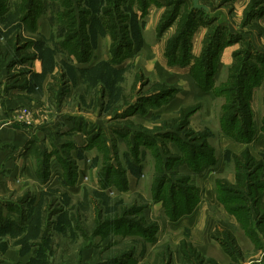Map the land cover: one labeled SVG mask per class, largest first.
<instances>
[{"label":"rangeland","instance_id":"obj_1","mask_svg":"<svg viewBox=\"0 0 264 264\" xmlns=\"http://www.w3.org/2000/svg\"><path fill=\"white\" fill-rule=\"evenodd\" d=\"M13 1L19 2L20 0ZM73 1L80 3V0ZM73 1L72 3H74ZM249 1L250 0L245 4V7ZM210 2L214 6H221L224 15L229 17L233 25L238 28L241 27V22L245 20V7L241 10L240 8L242 5L232 0H211ZM57 4H60V7L57 6L58 9H55L54 6L51 8L58 13L63 10L65 12L67 8L70 7V2L66 4V8L62 4V0H58ZM6 5H9V0H6ZM39 8H43L42 10H44L46 8V3H40ZM240 11L241 16L239 15ZM259 19L260 17L257 19H250L248 17L246 20L247 31L245 35L247 38L253 40L256 46L262 48L264 46V33L260 35L257 30L254 29L257 24L264 30V19L258 23ZM17 30L20 32L19 37L14 36ZM21 31L25 30H23L20 20L19 22L12 20L6 25L0 22V62L1 60L5 62L0 64V69L2 66L0 76L4 80L3 86H5L9 80H13L12 76H14L15 73L12 74V69L15 71L16 68H20L25 71L29 66L27 63H30V59H25V61H18L9 66L6 65V62H9V56H11V54L16 55L17 53L19 56H28V54H35L32 52H36L37 58H39L43 64V72L45 73H43V77H39L38 83L43 81L47 73H51V66L45 61L52 58L53 64L59 66L60 69L50 76H52L53 82H58V84L62 86V95L60 99H56L57 101H55V99H44V101L40 100V103L37 102L34 105L23 104L16 106L14 107L15 110H11L7 115L8 118L0 122L18 123L17 125L27 127L37 132V136L41 141H43V138L48 139L42 142V152L39 151L35 143L30 141L32 149H29V157H31L33 161L35 160L36 163L39 162V167L36 168L39 177L41 176V178H43V176L45 177L48 173L50 174L51 171L52 180H55L58 174L57 162L61 167L66 165L69 171L80 169L82 166L88 164L90 167H97L98 188L91 185L89 179L87 181L83 179L82 182L77 181L78 183L66 182L67 184H52V186L40 190L39 202L37 200L38 204L31 210L34 212L33 220L28 230L19 235H0V264H30V261L27 260L34 255H37L36 260L39 259L38 262L35 260V262H37L36 264H95L96 262L99 264H128V257H130V255L131 257H133V255L137 257L145 255V258H142L141 264H151V260H153V264H175L179 259L182 260L183 264H189L179 246V240L181 238H184L201 256H203L204 259L201 264H210L208 262L209 259L214 260L216 264H233L234 258L232 259L230 256V260L227 259L217 242L210 247L206 246L205 241L209 239V235L212 232H217L218 227L221 228L220 230H224L223 227H225L234 233V237L240 249V254L237 255L240 257V261L244 260V264H251L250 261L255 260L256 264H264V242L262 241V249L250 243L243 233H241L242 230L229 221V217L226 216L223 208L220 204H217L215 199L210 200L209 197L204 195V199L202 198L201 201L202 204L199 205V208H201L200 220L194 225L191 232H183L182 229L176 230L172 227L169 228L168 225L165 224L166 216L164 212L162 214L161 209H157L156 211L153 209V189L150 190V188L154 179L157 178L158 170L153 167L151 171H148L149 168L143 171V166L141 167L140 164L138 166V163H140L139 160L137 165L135 164V160L131 157V150L130 148L128 149L129 143L126 136V133L131 127L134 128V132L137 135L143 136L145 134L144 138L160 142V147L151 145L144 150L145 154H148L153 162L155 161L154 151L156 148H161L162 154L164 152L167 162L165 166H161V169L169 174V176L166 177L165 185L168 195L171 193L170 190L173 189H185L189 192L191 186L195 187L194 179H196L195 176L197 175H194L192 171L189 173L187 170H181V165L177 168H173L172 166V156L181 155L183 153L175 141L180 140V135L176 129L177 126L169 125L170 121L177 117L178 114L176 112L172 113V115H169L167 118L161 119L135 117L134 115L139 113H134L133 115V113H129V111L118 113V111L123 110L124 107L130 104L133 99H135V104L142 102L145 92L150 88H155V82L147 77L149 75H146L148 72L144 71L142 67L139 68L137 66L139 63L137 65L132 64L127 71L122 72L119 76H116L117 74L106 66L99 64L98 67L94 68L87 76L82 77L89 85V88L98 86L99 89H95L94 91H100V93H102L100 102H97L96 108L95 106L93 108L102 118H97L96 113L94 115L91 112H84L88 115L92 114L93 117L95 116L93 119L100 121L105 127H96L92 124L88 129L83 130L85 131L84 133H86L85 138L88 142L91 140L90 138H94L96 134H99L98 138L92 143L86 142V145L79 149L82 142L77 139L75 135L68 136V133H65V131H59L57 133L51 131L55 134L49 136H47L46 133L43 134V132H41L43 126L53 125V127H56L57 122L64 120L63 117L68 116V118H70L72 115L69 113L75 112L76 103H71L68 98L64 99V96L69 78L76 79L77 76L74 75H78V73L75 70H71L72 73L68 70L69 64L65 56L58 55L50 46V48L48 47V51H52V55L48 53L47 47L44 50L34 47L29 41V37L32 36L27 34L26 31L24 32V36ZM198 36L199 34H197L196 38H198ZM27 37L29 39H27ZM9 39H13L11 46H9L10 50L8 52H3ZM42 41L48 45L47 41ZM14 47L17 49L15 52ZM45 51L46 53H44ZM243 55L244 53H242L239 59H243ZM24 62L25 64H23ZM18 64L23 67H17ZM228 73L227 70L225 79L222 83L228 80ZM51 81L49 80V82ZM165 86L167 89H172V91L167 92L168 95L172 94L176 89L175 85L166 84ZM158 95L159 94L154 96ZM219 97L223 98V102L218 108L220 113L221 106L226 102L224 101V97ZM248 104L253 116L257 109V105L253 102L252 98H250ZM262 104L264 108V100H262ZM86 105H82L84 106L83 110L85 111L88 109L91 111L89 109L91 104ZM194 105L197 106V109L189 116L188 127L197 133L206 132L209 145L211 142L215 147L211 146L214 149L215 158H217V154L219 160L221 151L224 148H231L233 152H236L227 154L226 157L229 158V162L228 165L223 168V171H219V164L217 165L216 161L213 164L214 166L211 165L212 167H208L209 169L204 172V175L196 180L199 187L202 188L203 191H205L206 186H211V189H214L213 178L218 174H220V177H224L229 183H234L235 165L231 155L239 154L243 147H245L244 144H247L246 147L250 154L263 164L260 171L256 169V175L258 174L259 178L264 180V151L261 148V145L264 143L261 141V138L259 136H254L251 141L246 143L235 141L238 144H229L225 141V143L221 144L222 140H220V137L216 134V129L214 127L213 112L210 113L201 101L195 103L191 102L185 106ZM59 111L61 112L59 113ZM59 117L62 118L60 119ZM116 124H121L123 126V134H115L111 131L109 127ZM165 127H167V130H163ZM176 134L178 139L174 137ZM78 136L82 135L80 134ZM171 136H173L174 139H171ZM181 137L183 138V136ZM83 139L84 138H82V141ZM53 140L57 141V143L48 147L50 141L52 142ZM171 143H174L177 148L172 146ZM249 143L251 144L248 145ZM46 148H48V152ZM87 150L96 152L94 156L90 157L91 161L86 160L84 157L83 152ZM165 150H167V154ZM143 161L146 164L149 159L147 160L144 155ZM81 164L82 166H80ZM167 164H169L170 168H167ZM110 169H112L110 179L114 178V180L108 182V184L115 183V180L122 183L126 171L130 170V173L135 176V183L132 182V191L127 194V190H125L126 193L119 195L113 192L111 185L103 187V185L100 184L101 181L103 182V180H105L103 174L105 172L108 173ZM171 170L174 172L172 173ZM149 175H151V179ZM76 176L78 177L77 171ZM81 179L82 178H80V180ZM147 179L148 181L150 180L149 187ZM20 184L23 186L24 183ZM25 184H27L28 187L20 191L19 194H10V196H14H9L8 199L14 200V202H24L23 205L26 206L25 202L28 198H32L35 187L31 181ZM74 184H76L75 188ZM183 197L187 199L185 194H183ZM29 202L31 203L32 199L29 200ZM28 206L31 207L29 203ZM121 219L126 223H123V225L118 224L117 221ZM69 220L72 222V225ZM122 221L119 222L122 223ZM112 224L114 225L112 226ZM130 225H134L141 230L143 226L150 228L151 226L158 227V225H161L163 229L158 233V242L151 245L149 244L150 241L142 236L141 231L135 228L131 230L129 227ZM259 227L260 228L257 230H254L264 238V222ZM33 244L36 246L31 247ZM16 246H19L18 255L30 252L24 260L14 255L13 248H16ZM27 253H25V255ZM131 261H133V258H131ZM190 264H192V262Z\"/></svg>","mask_w":264,"mask_h":264},{"label":"crops","instance_id":"obj_2","mask_svg":"<svg viewBox=\"0 0 264 264\" xmlns=\"http://www.w3.org/2000/svg\"><path fill=\"white\" fill-rule=\"evenodd\" d=\"M55 1V2H54ZM58 1V0H57ZM56 0H37V12L34 14V22H30L29 27L31 29H27V27L24 25L23 30L26 31L27 34L31 35L32 37H27L32 42V45L34 46L35 43L38 41L45 40L48 42V47L51 48L56 47L58 55H63L68 60L69 68L68 70H75L78 75L76 79L69 78L67 84H66V91H65V98H68L71 103H76L75 112H70L72 116L68 118V116L63 117L64 120L57 122V126H43V129L41 132L46 133L47 136L51 134H55L54 132H61L65 131V133H68V136L75 135L77 139H79L81 142V146L79 149L84 147L86 145V142L88 143V140L86 141V133L83 131L84 129H88V127L92 124H94L96 127H104V125L97 120H94L93 115H88L84 112H91L95 115L97 118H102L101 115H98L96 110H94V106L96 108L97 102H100V99L102 98V93L100 91H94L95 89H99L98 86L95 88H89V85L86 81L82 79V77L87 76L91 71L94 70V68L98 67L99 64L106 66L108 69H110L112 72L117 74L116 76H119L122 72L127 71L132 64L137 65L139 68L142 67L144 71H147L148 73L146 75L150 80L155 82L154 84H170L175 85V90L170 95H165L159 93V90L156 89V85L154 89H148L145 94L142 102H136L133 99L130 104H128L126 107L123 108V110L118 111L124 112L129 111L137 115H134L135 117H147L149 119H156V118H167L169 115H172V113L176 112L178 114V111L181 107L193 102L201 101L205 108L212 113L213 112V118H214V127L216 129V134L220 137V140H222V143H225V141L229 144H238L234 140H232L229 137H226L220 128L219 123V107L220 104L223 102V98L216 97L213 94L212 90L209 91H202L193 81L191 76L189 75V65L187 66H180V65H169L167 62V58L164 55L166 42L168 38H170L176 31L177 28V22L180 18L179 16L173 21L172 24H170L166 29H164L160 34L157 33V27L159 25V22L162 18V14L166 10V3L168 1L172 0H113V3L116 8V14H112L110 16V13L102 14L101 8L103 6H110L112 0H97V11L95 13L94 19L90 21H86L88 18L85 15H81L78 7L80 8H89V3L91 0H80V3H76L75 1L71 0L72 8L75 10L71 14H60L57 11H53L51 7L54 6L55 9H58L60 7V4H57ZM72 1L74 3H72ZM211 1V0H210ZM209 0H199V3L204 4L208 7L207 12L211 13H217L218 19H215L214 21L216 23L219 18H222L221 24L224 25L225 31H228L227 33H235L239 36H241V39L235 40L231 43L225 44V46L222 48V50L219 53L218 59H217V66L215 73L213 75V84L215 86H218L222 81H224L226 73L228 68L233 62V52L238 50L241 47V42L248 41L252 44V46L264 53V46L258 47L253 42V40L246 37L245 32L247 31L245 27H235L232 23V21L229 19V17H226L222 11L221 6H214ZM234 2H238L241 4V10L243 7H245V4L248 0H233ZM16 2L13 0H9L8 11L6 13V16L9 14V12H12L14 9V5ZM40 3L45 4L46 8L42 10L43 8H39ZM144 7H142V4H144ZM80 4V5H79ZM185 4L188 9L192 7V0H185ZM71 8V7H70ZM119 14L120 18H118ZM239 15L241 16V11L239 12ZM238 15L239 19L240 16ZM112 19L113 24L115 25L113 28V32L116 33V37L119 38L121 36V29L119 26H124L125 29L124 32H127V36L130 40H132L131 49L133 50V55H127L121 59L120 61L113 62L110 61L112 58L111 54V37H112V31L107 29L105 23L106 21H109L110 18ZM264 19V14L260 17L258 23ZM19 22V19L15 20ZM86 21L84 27H81L80 24L82 22ZM1 22V21H0ZM2 23V22H1ZM25 31H21V33L24 35ZM207 32V26L203 24H199L197 28L193 31L191 35V47H190V53L192 57H198L202 50L203 45V38ZM197 34H199L198 38H196ZM84 38H87V44H88V51H89V58L85 59V61H78L75 58V54H68L66 46L75 47V43L78 41H82ZM25 36V35H24ZM69 38V39H68ZM196 38V39H195ZM66 39V40H65ZM41 40V41H42ZM65 40V41H64ZM28 41V40H27ZM86 42V41H85ZM22 43V42H21ZM44 43V42H43ZM65 44L66 46H62V44ZM45 44V43H44ZM46 45V44H45ZM82 46V45H81ZM81 46H77V50L80 49ZM35 47V46H34ZM137 47V48H135ZM17 50V49H16ZM35 53L36 52H32ZM124 53H126L124 51ZM9 59H13L9 56ZM8 59V60H9ZM7 60V61H8ZM30 63L28 68H26V78L28 81L27 87L23 88L20 87V83L16 81L10 82V86L6 91L3 90V78L0 76V121L6 120L8 117L7 115L10 113L11 110H15L14 107L19 105H34L37 102L40 103V100H50V99H60L61 97V89L62 86L58 84V82H53L51 74H55L57 71H59V66H56L52 64L51 66V73H47L46 77L43 79L42 82L38 83L39 77L44 76L43 72V64L40 61L39 58L35 55L32 57V59L29 60ZM194 62L193 59H191L190 64ZM1 63H5L1 60ZM25 64V62L23 63ZM22 64V65H23ZM6 65H8V62H6ZM16 66V65H15ZM21 66L20 64L17 65V67ZM23 67V66H21ZM2 69V66H1ZM0 69V70H1ZM21 72H23L22 69L16 68L15 71L12 69V74L15 73L14 76L16 78L21 77ZM44 73V74H43ZM72 73V72H71ZM79 76V77H78ZM6 80V78H5ZM49 80L51 82H49ZM92 89V90H91ZM161 90V89H160ZM251 98L253 102L257 105V109L255 111V114L253 115V120L255 124V137L259 136L261 138V141L264 143V133L261 129L262 127V119L264 116V108L262 104L263 100V89L262 86L254 87L252 90ZM158 96H154L157 95ZM253 96V97H252ZM252 102V101H251ZM145 103V104H144ZM91 104V107L89 109L83 110L82 105ZM99 104V103H98ZM216 105V106H215ZM218 105V107H217ZM82 106V107H81ZM87 106V105H86ZM262 107V108H261ZM62 111V110H61ZM59 111V113L61 112ZM6 113V114H5ZM60 119L62 117H59ZM113 122V121H112ZM9 123V124H7ZM0 122V235L5 234H15L19 235L23 233V231H17L14 229L15 225V219H17L20 215V212L23 211L25 214H27V219L24 222V228L28 230L30 227V223H32L33 220V213L31 210L37 205L40 198V190H42L45 187H49L53 185H59L62 184L63 181V169L57 162L58 167V174L56 175L55 180H52L51 177V171L50 174L43 176L44 179L39 177L37 175V169L39 167V162L33 161L31 157H29V149H32V143H35L36 146L39 148V151H43L42 147L43 141H46L48 139L43 138L41 141L40 138L37 136L38 133L30 130L27 127H22L21 125H17L18 123H12V122ZM80 125V127H79ZM78 126V127H77ZM53 127V128H52ZM111 131L115 134H123V126L120 124L111 125L109 127ZM75 129V130H74ZM109 129V130H110ZM83 132V133H82ZM45 134V135H46ZM82 136H78V135ZM44 135V136H45ZM128 143L129 145L133 144L134 141V128H130V130L126 133ZM82 138L83 141H82ZM57 143V141H50L48 144V147H51L52 144ZM241 144V143H240ZM249 143L248 145H250ZM157 147H160V142L157 140L155 141V144ZM172 146H177L174 143H171ZM210 145L213 146L210 142ZM247 148L246 145L244 144ZM149 146H140L139 147V161L140 166H143V171L147 168L148 171H151L152 168H155V165L157 163V156L160 157L164 163L165 161V154L161 148H156L154 151V158L155 161L153 162L152 158L149 157L148 154H145V148L150 147ZM214 147V146H213ZM222 147V146H221ZM229 147V146H225ZM215 148V147H214ZM262 150L264 151V144L261 145ZM47 152H48V148ZM242 149V150H243ZM241 150V151H242ZM236 153L233 152L230 148H224L221 151L220 158L218 160V155L216 154V163L219 164V171H223V168H225L226 165H228L229 158H227L228 153ZM84 157L86 160H90V157L94 156L96 152L92 150H87L83 152ZM144 155L149 159V161L145 164L143 159ZM89 163V162H88ZM143 163V164H142ZM87 165V166H86ZM82 166V168L77 169L78 177L76 176L75 183L82 182V180H88L91 185H94L95 188H98V175H97V167H90L88 164ZM214 166V165H213ZM212 167V166H211ZM209 168L203 171V173L200 176H195L196 179H194L195 187V206L193 207L192 211L190 213H187L183 216H181L179 219L172 221L170 220L164 211V207L162 205L161 201H154L153 202V209L156 211L157 209H161L162 214L164 212L166 216V225H168L169 228L173 229H182L183 232H191L192 228L195 224L198 223L200 220V209L199 205L202 204V198L204 199V195L206 197H209L210 200H214L217 202V204H220L223 208L225 214L227 217H229V221L233 223L234 226H238L242 230L241 233L248 239V241L252 244L253 241L249 239V237L245 234L244 229L240 226V224L237 222L234 215L229 214L224 206L217 200L216 194L214 189H211V186H206L205 191H203L202 188L199 187V185L196 183V180L199 179L204 175V172L207 171ZM181 170H187L190 173V169L186 165H181ZM84 171V172H82ZM217 175V174H216ZM220 174L217 176H214L213 178V185L214 180L216 178H224L220 177ZM150 179H151V175ZM234 177V175H233ZM80 178H82L80 180ZM126 179V192L127 194L132 191L133 189V183H135V176L130 173V170L126 171V174L124 176ZM193 178V177H192ZM31 181L34 184L35 192L32 196V198H28L25 202L26 206L23 205L24 202H14V200L8 199L10 194L15 193L19 194L20 191H22L24 188L28 187L27 184H25L27 181ZM77 182V183H78ZM149 182L148 187L150 186V180L147 179V184ZM20 183H24L23 186ZM152 185V184H151ZM78 186V185H77ZM76 187V184H74V188ZM152 187V186H151ZM111 189L115 194L123 195L125 190H119L114 186H111ZM151 190V188H150ZM16 191V192H14ZM14 196V195H12ZM10 196V197H12ZM32 199V202L30 203L29 200ZM38 200V202H37ZM28 203L31 205L28 206ZM152 205V204H151ZM30 207V208H29ZM152 208V207H151ZM219 228V227H218ZM14 231H9V230ZM163 229V227L158 225L157 232L155 234V239L153 241L150 240L149 244L154 245L158 242V233ZM25 230V231H26ZM65 230V229H64ZM11 232V233H10ZM213 233V232H212ZM210 234L209 239L205 241L206 246H212L216 242L220 245L219 241L213 237V234ZM234 235V233H232ZM235 236V235H234ZM187 242L184 238H181L179 240V246L181 241ZM260 240V246L259 249H262V241L264 242L263 237H259ZM188 243V242H187ZM259 243V241H258ZM36 246L33 244L31 247ZM39 246V245H37ZM221 247V245H220ZM222 252L225 254V257L230 260V256L223 250L221 247ZM19 246H16V248H13L14 255H17L20 259L24 260L26 256L30 252L18 255ZM181 256V254H180ZM37 255H34L32 257H29L27 261H30V264H35ZM131 258H133V261H131ZM142 258H145L144 256L137 257L134 256L128 257L129 261L128 264H141ZM183 258V257H182ZM34 259V260H33ZM26 262V261H25ZM256 262L255 260H251L250 263ZM23 263V262H22ZM101 263V262H100ZM151 264H153V260L150 261ZM249 263V262H248ZM99 264V263H95ZM110 264V263H109ZM175 264H183L182 260H178L175 262ZM240 264H244V260L240 261Z\"/></svg>","mask_w":264,"mask_h":264},{"label":"trees","instance_id":"obj_3","mask_svg":"<svg viewBox=\"0 0 264 264\" xmlns=\"http://www.w3.org/2000/svg\"><path fill=\"white\" fill-rule=\"evenodd\" d=\"M96 1L97 0H91L88 9L78 7L80 14L88 17L86 21L94 19L95 13L97 11ZM258 1L259 0H250L248 2L244 9L245 20L241 22V27L246 28V20L248 17L250 19H257L264 14V0ZM68 2H70L71 8L69 5V8L66 7ZM62 4L67 8V10L65 12L64 10L61 11L60 14H71L75 10L72 8L71 0H62ZM144 5L145 3L142 4V7H144ZM37 7L38 5L36 0H20L19 2L15 3L13 11L9 12V14L6 16L8 11L6 0H0V21L6 25L12 20L19 19L22 26L25 25L27 29H31L29 25L30 22H34L33 16L37 12ZM116 9L118 10V8H116L114 5L113 0L110 6H103L101 8L102 14L111 12L110 16H112V14H116ZM117 15L118 18H120L118 13ZM178 16L180 18L177 22L176 31L170 38H168L164 51V55L167 58L168 64L180 65L182 67L189 65V75L193 79L194 83L202 91L212 90L216 97L222 96L225 98L224 101L226 103L224 102L225 104L221 106V112L219 114L220 128L225 136L238 142L246 143L251 141L255 136V124L248 101H250L254 87L262 86L264 92V53L256 50L248 41L241 42V47L234 51L233 62L228 68V82L225 81L224 83H220L218 86H215L213 84V75L216 70L217 59L220 51L225 46V44L239 40L241 39V36L235 33H227L228 31H225L224 25L221 24L222 18H219V20H217L218 23H216L214 20L218 19L217 13H209L202 8L197 9L193 6L188 9L185 4V0H172L166 3V10L162 14V18L157 27V33L160 34L164 29L172 24ZM109 18L110 20L106 21L105 25L108 31H112L115 25L113 24L111 17ZM86 21L82 22L80 26L84 27ZM199 24L206 25L207 32L203 38V45L200 55L198 57H192L190 53V39L193 31ZM119 27L122 31L119 38H117L116 33L112 31V58L110 61L113 62L120 61L126 56V54L129 56L133 55V50L131 49L130 45L132 40L128 38L127 32L123 31L125 29V25ZM254 29L257 30L260 35H263L264 30L257 24ZM18 31L19 30H17V33H15L14 36L19 37L20 32ZM12 40L13 39H9L7 41L3 52H8L10 50L9 46H11ZM34 46L40 50H44L47 47V51L50 48H48L47 44L45 45L43 41H38L34 44ZM62 46L66 45L63 43ZM77 46H81L79 50H77ZM87 48V38L85 39L84 35L81 42L78 41L75 43V47L66 46L68 54L74 53L75 58L78 61H85V59L89 58V51ZM51 49H53L55 52L57 51L56 47ZM15 50L16 47H14V52ZM124 51L126 53H124ZM44 53H46V51ZM48 53L52 55V51H48ZM242 53H244V57L243 59H239ZM35 55L36 54H28V56H19L18 53L16 55L11 54L10 57L13 59H9L8 63L10 64L8 65L10 66L13 63H17L18 61H25V59H31ZM191 59L194 60L192 64H190ZM45 62L49 66H52L51 64H53L52 58L47 59ZM25 74L26 71H23L21 72L20 78L12 77L13 80H9L4 86L3 90L6 91L10 86V82L16 80L20 83V87H27L28 81ZM156 87V89H161L159 90V93L161 94L167 95V92L172 91L171 88L167 89L163 84H158ZM196 109V105L183 106L179 109L177 117L170 121V126H177L176 129L180 135V140L175 141L177 142L179 149L184 153L181 155L172 156V166L173 168H177L179 165L185 164L194 173V175H201L205 169L215 163L216 158L214 149L207 141L208 136L206 132L197 133L188 127L189 116ZM261 129L264 132V116L262 119ZM163 130H167V127H165ZM98 136L99 134H96L94 138H90L91 140L88 143H92L98 138ZM144 136L145 134L142 136L139 134L137 135L134 132V142L128 147V149L130 148L131 150V157L135 160L136 165L138 160H140L138 156L139 147L155 144V141L146 139ZM181 136H183V138ZM174 137L177 138V134ZM174 137L171 136V139H174ZM165 152L167 154V150H165ZM231 157L235 165V181L231 184L225 178H216L214 180V191L216 198L224 206L225 210L229 214L234 215L237 222L244 229V232L249 237V239L253 241L255 245L260 246L261 244L259 237L261 235H259L255 230L260 228L259 226L264 222V180L259 178L258 174L256 175V169L260 171L263 164L250 154L248 148H244L239 154H232ZM166 162L167 161L165 160L163 163L162 159L157 156L155 169H157L158 172L157 178L154 179L151 185V189H153L152 199L154 201H161L166 216L170 220L175 221L181 216L192 211L196 203L195 189H193L192 186L189 192L185 189H173L170 190L171 193L168 195L165 185L166 177L169 176V174L161 169L166 165ZM167 165V168H170L169 164ZM63 166L62 169L64 176L62 183H75L76 170L69 171L66 165ZM111 172L112 169H110L108 173L105 172L103 174V178L105 180L102 182L100 179V184H102L103 187L111 185L119 190H126L127 188L125 178L123 179L122 183H119L117 180H115V183L108 184V182L114 180V178L110 179ZM173 172L174 171H172V173ZM183 194L187 196V199H184ZM26 219L27 214L21 211L19 217L15 219L14 229L24 232L26 230V228H24V222ZM122 220L123 219L119 221ZM119 221L117 222L121 225L126 223L124 221L120 223ZM69 222L72 225L70 220ZM113 225L114 224H112V226ZM129 227L131 230L135 228L141 231L142 236L149 241H153L155 239L157 226H151L150 228L143 226L142 230L135 227L134 225H130ZM223 228L224 230H220L221 228H218L217 232L213 233V237L219 241L223 250L229 256H231L232 259L234 258L233 264H240V257L237 256L240 254V249L236 239L229 229H226L225 227ZM9 231L14 230L10 229ZM180 248L189 264L191 262L192 264H201L204 258L199 254L198 251H196L193 246H191V244L183 240L180 242ZM36 261L38 262L39 259ZM37 262H35V264ZM208 262L210 264H216L212 259H209ZM251 264H256V262H252Z\"/></svg>","mask_w":264,"mask_h":264},{"label":"water","instance_id":"obj_4","mask_svg":"<svg viewBox=\"0 0 264 264\" xmlns=\"http://www.w3.org/2000/svg\"><path fill=\"white\" fill-rule=\"evenodd\" d=\"M192 6L197 9L202 8L204 10H208V7L204 4L199 3V0H192Z\"/></svg>","mask_w":264,"mask_h":264}]
</instances>
